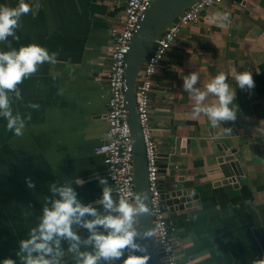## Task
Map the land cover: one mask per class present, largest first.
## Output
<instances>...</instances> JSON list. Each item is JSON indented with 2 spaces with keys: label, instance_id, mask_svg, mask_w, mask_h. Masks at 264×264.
I'll list each match as a JSON object with an SVG mask.
<instances>
[{
  "label": "crops",
  "instance_id": "obj_1",
  "mask_svg": "<svg viewBox=\"0 0 264 264\" xmlns=\"http://www.w3.org/2000/svg\"><path fill=\"white\" fill-rule=\"evenodd\" d=\"M40 4L22 15L15 36L0 51L37 44L57 63L45 62L17 86L21 99L8 93L14 115L25 123L22 136L6 129L0 117V262L16 256L42 215L49 185L70 183L84 204L96 203L105 179L112 188L103 155L95 148L107 138L108 74L113 32L121 27L127 0H25ZM19 0H0L16 7ZM250 71L255 86L241 90L231 76ZM197 73L204 89L218 73L236 91L230 107L235 122L212 126L203 114L194 118L183 77ZM215 97L209 96L210 104ZM38 105L32 108L30 105ZM150 121L159 156H165L167 192L196 195L190 206L166 207L180 264H255L264 259V0H224L202 19L184 27L167 52L153 81ZM231 128L232 132L225 129ZM235 151L243 176L219 184L218 159ZM99 178V179H98ZM30 179L34 188H29ZM84 182L77 186L76 180ZM113 190V189H112ZM113 199L115 200L113 191ZM50 206V205H49ZM86 239L88 231L73 225ZM69 244L61 241L60 264H75ZM91 250L81 245V251ZM116 264H122L121 260Z\"/></svg>",
  "mask_w": 264,
  "mask_h": 264
},
{
  "label": "clouds",
  "instance_id": "obj_2",
  "mask_svg": "<svg viewBox=\"0 0 264 264\" xmlns=\"http://www.w3.org/2000/svg\"><path fill=\"white\" fill-rule=\"evenodd\" d=\"M39 9V3L33 7L25 0H19L16 7L0 6V42L6 41L9 36L18 40L15 30L19 27L21 16L29 12L35 14ZM56 55H50L44 47L37 44L22 46L19 50L0 51V117L7 121L6 129L14 135H23L25 123L18 114H13L8 93L13 92L16 99H21L17 86L35 74L38 66L45 62L57 63ZM231 76L241 90H250L255 86L250 71L237 72L233 68ZM227 79L228 76L220 72L201 90L195 87L199 81L197 73L183 77V90L189 94L193 105L191 114L194 118L203 114L214 127L221 122L236 121L238 106L230 107L236 99V91L226 82ZM210 95L215 97V101L206 104L205 101ZM30 107L35 109L38 105L32 104ZM260 125H264V121H261ZM225 131L230 133L232 129ZM256 131L264 135V127H257ZM26 183L29 188L35 187L30 179H26ZM99 183L104 186L96 203L102 206L103 213L92 204L82 203L70 183L49 185L52 197H48L39 223L30 229L27 239L19 242L16 256L20 258V264H60L59 258L64 255L62 240L68 242V251L74 253L75 264H116L126 252L132 254L125 264H145L144 259L134 253L143 251L138 243L140 233L135 225L138 217L149 212L145 203L147 197L138 193L131 195L130 200H114L113 190L107 180L99 179ZM75 184L82 187L84 182L77 179ZM73 225L86 229L88 237L82 240L73 230ZM152 235V231L144 233V237ZM82 244L91 250L81 251ZM0 264H16V261L6 258ZM255 264H264V259L255 261Z\"/></svg>",
  "mask_w": 264,
  "mask_h": 264
},
{
  "label": "built area",
  "instance_id": "obj_3",
  "mask_svg": "<svg viewBox=\"0 0 264 264\" xmlns=\"http://www.w3.org/2000/svg\"><path fill=\"white\" fill-rule=\"evenodd\" d=\"M154 1L127 0L121 27L113 32L111 66L107 79L109 93L106 115L107 138L95 148V151L103 155L115 200L119 198L130 200L131 195H135L133 138L126 98L125 70L132 38L145 12ZM223 1L198 0L173 21L156 40L143 64L137 83L136 106L147 159L154 236L157 248L161 249L159 255L162 264H180V261L176 255L170 223L161 197L159 153L150 121L153 81L167 52L179 38L181 30L198 23L207 9ZM135 227L138 231V219ZM130 254L132 253H125L122 264H125ZM134 255L141 258L140 252H135Z\"/></svg>",
  "mask_w": 264,
  "mask_h": 264
},
{
  "label": "water",
  "instance_id": "obj_4",
  "mask_svg": "<svg viewBox=\"0 0 264 264\" xmlns=\"http://www.w3.org/2000/svg\"><path fill=\"white\" fill-rule=\"evenodd\" d=\"M197 1L198 0H155L147 9L139 23V27L132 38L126 61V98L133 138L135 194L143 193L147 197L145 203L149 209L148 214L138 217V232L140 233L139 244L143 249V251H140V256L141 259H144L145 264L162 263L159 255L161 249L157 248L155 236L144 237L145 232H154V228L151 214L145 145L136 106V88L143 64L156 40L173 21ZM234 155L235 151H229L224 148V154L219 157V168L224 179L220 181L218 185L231 182L234 183L237 177L243 176L242 167L239 161L235 159ZM164 157L165 156H159V161H164ZM166 169L167 165L160 163L161 197L165 211V206H170L171 209L172 207L178 209L184 206H190L192 201L196 200V195L190 196L186 190H173L167 192L164 188L163 182L165 180Z\"/></svg>",
  "mask_w": 264,
  "mask_h": 264
}]
</instances>
